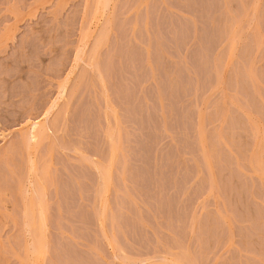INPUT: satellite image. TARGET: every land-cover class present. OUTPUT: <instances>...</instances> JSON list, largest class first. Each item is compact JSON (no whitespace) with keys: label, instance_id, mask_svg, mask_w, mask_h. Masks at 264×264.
Returning a JSON list of instances; mask_svg holds the SVG:
<instances>
[{"label":"rangeland","instance_id":"rangeland-1","mask_svg":"<svg viewBox=\"0 0 264 264\" xmlns=\"http://www.w3.org/2000/svg\"><path fill=\"white\" fill-rule=\"evenodd\" d=\"M0 264H264V0H0Z\"/></svg>","mask_w":264,"mask_h":264},{"label":"bare ground","instance_id":"bare-ground-1","mask_svg":"<svg viewBox=\"0 0 264 264\" xmlns=\"http://www.w3.org/2000/svg\"><path fill=\"white\" fill-rule=\"evenodd\" d=\"M36 124H37V123H36ZM36 124L34 125V126H35V130L37 129L36 127L38 126V124H37V126H36ZM34 126H33V127H34ZM33 130H34V128H33ZM35 134H36V133H35V131H34V133H33V136H34V137H35Z\"/></svg>","mask_w":264,"mask_h":264}]
</instances>
